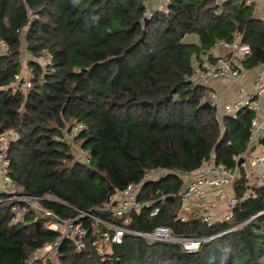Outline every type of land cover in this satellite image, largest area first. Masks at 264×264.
<instances>
[{"label":"trees","instance_id":"16d2710c","mask_svg":"<svg viewBox=\"0 0 264 264\" xmlns=\"http://www.w3.org/2000/svg\"><path fill=\"white\" fill-rule=\"evenodd\" d=\"M147 1L0 0V135L8 129L18 134L8 149L9 176L23 193L59 201L43 205L87 230L84 249L65 240L56 262L35 264H264V188L257 186L234 212V222L253 219L196 253L131 235L98 253L95 242L104 227L82 213L111 219L104 210L111 194L140 183L149 170L167 172L143 184L139 200L152 205L119 222L144 233L168 226L179 236L218 235L230 228L227 222L209 226L178 218L176 194L183 182L175 172H193L212 154L235 168L255 117L243 109L219 120L208 88L194 79L195 65L213 60L210 51L232 41L235 32L251 47L243 68L264 64V18L254 15V6L241 0H168L164 10L145 16ZM24 34L35 59L28 63L34 78L27 94L10 87L23 68ZM192 34L199 44L184 41ZM46 52L52 62L43 68L39 59ZM78 124L85 128L73 142L62 139ZM74 145L89 152L88 162L75 158ZM236 186L241 197L248 189L243 172ZM155 206L160 212L151 216ZM11 207L0 202V264H28L60 233L31 214L12 224Z\"/></svg>","mask_w":264,"mask_h":264},{"label":"built area","instance_id":"2783aa9c","mask_svg":"<svg viewBox=\"0 0 264 264\" xmlns=\"http://www.w3.org/2000/svg\"><path fill=\"white\" fill-rule=\"evenodd\" d=\"M165 1L168 4V0ZM216 1L221 5L226 0ZM243 1L247 5H253L254 8L258 7L264 10V0L259 2L256 0ZM149 14L150 8L147 1L145 16ZM218 44L227 48L229 54L216 57L213 60L207 57L203 60L197 74L201 83L210 85L211 81L224 79L237 81L246 74L241 60L251 54V47L248 43L242 41V34L235 32L232 41H220L216 45ZM1 46L4 47L5 44L2 43ZM39 62L43 68L48 67L52 62V55L46 52L39 59ZM258 67L263 70L252 81L254 91L247 97L226 101L216 90H210L208 93V99L216 109L223 105L224 117L226 115H236L243 109L252 110L255 113L248 146L244 153L235 158V168L219 163L216 155L212 154L200 168L193 172H175L183 182L182 188L176 194L181 202L178 212L179 219L182 221L200 220L209 226L225 222L233 225L222 233L211 236H179L168 226H159L149 233L131 230L119 220L132 211L140 212L143 207L151 206L153 201L141 202L139 200L143 184L149 180L159 179L167 173L163 169L149 170L140 183H131L126 188L116 190L111 194L108 202L104 205V210L110 213L111 219L106 220L89 213H82V216L87 215L93 218L97 226L104 227L101 239L95 242L100 255L107 252L106 247L111 246V244L122 243L126 235L141 236L151 242L179 244L187 253H196L203 243L230 233L253 219L239 223L234 222L235 209L242 200L254 196L253 187L264 188V116H260L262 99L264 98V64ZM33 78V68L27 65L15 75L10 87L14 92L27 94L33 85ZM84 128L83 124H78L69 132H64L62 139L73 142L74 136ZM17 139L18 134L13 129H8L0 135V202L12 203V224L24 223L31 214L35 221L42 219L48 230L60 233L58 240L38 248L31 255L28 264H35L40 254H43L44 257L42 261H47L50 258L48 255L57 257L59 246L65 240H72L78 250L84 249V237L87 230L81 222H76V219H65L58 216L43 205V201H53L55 199L25 194L9 176L8 149L10 143ZM74 156L77 160L89 161V152L79 145H74ZM242 172L245 175L248 189L241 197H238L236 185L242 176ZM165 197L167 196L162 195L160 199ZM159 212L160 207L155 206L152 208L150 215L157 216Z\"/></svg>","mask_w":264,"mask_h":264},{"label":"crops","instance_id":"0c3cea01","mask_svg":"<svg viewBox=\"0 0 264 264\" xmlns=\"http://www.w3.org/2000/svg\"><path fill=\"white\" fill-rule=\"evenodd\" d=\"M243 1V0H241ZM259 2L260 0H256ZM149 2V8L150 12H155L157 10H162L163 8L167 6V2L165 0H148ZM254 15L258 18H264V10L262 8L255 7L254 8ZM190 38L189 40H184L188 43H196L199 44L200 39L198 35L192 34L188 35ZM186 36V37H188ZM229 54V50L222 45H216L214 48L210 51V54L213 58L220 57V56H227ZM205 59V58H204ZM196 71L194 79L196 82L205 85L208 90H216L221 94V96L226 101H232L235 98L239 97H247L249 94L253 93V87H252V81L257 77L259 73L262 72V68L255 67L252 69H245V76L237 81H230V80H214V81H208L210 82V85L206 83H201L199 77H198V71L200 68V65L196 64ZM262 107L260 110V116H264V98L262 99ZM217 110V117L219 120H223L224 118V109L223 105L219 106Z\"/></svg>","mask_w":264,"mask_h":264},{"label":"rangeland","instance_id":"374dc122","mask_svg":"<svg viewBox=\"0 0 264 264\" xmlns=\"http://www.w3.org/2000/svg\"><path fill=\"white\" fill-rule=\"evenodd\" d=\"M164 10V8L162 9ZM189 36L185 38V40H189ZM22 67H26L28 65L29 62L31 61H35V59L32 57V55H30L28 52H27V49H26V36L25 34L22 36ZM107 251H110V246L106 247ZM43 254H40L38 256V260H41V262H47V261H42L44 259V257L42 256ZM45 256V255H44ZM48 257H50V261H54L56 262L57 260L55 259L54 256H51V255H48ZM49 259V258H48ZM49 261V260H48Z\"/></svg>","mask_w":264,"mask_h":264},{"label":"water","instance_id":"95a60500","mask_svg":"<svg viewBox=\"0 0 264 264\" xmlns=\"http://www.w3.org/2000/svg\"><path fill=\"white\" fill-rule=\"evenodd\" d=\"M145 21L147 22L148 21V18H145ZM52 202H59V201L53 200Z\"/></svg>","mask_w":264,"mask_h":264}]
</instances>
